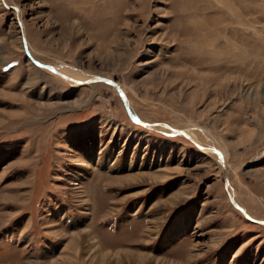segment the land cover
<instances>
[{
  "label": "rangeland",
  "instance_id": "rangeland-1",
  "mask_svg": "<svg viewBox=\"0 0 264 264\" xmlns=\"http://www.w3.org/2000/svg\"><path fill=\"white\" fill-rule=\"evenodd\" d=\"M228 194L264 222V0H0V264H264Z\"/></svg>",
  "mask_w": 264,
  "mask_h": 264
},
{
  "label": "water",
  "instance_id": "water-1",
  "mask_svg": "<svg viewBox=\"0 0 264 264\" xmlns=\"http://www.w3.org/2000/svg\"><path fill=\"white\" fill-rule=\"evenodd\" d=\"M19 25H20V24H19ZM20 27H21V26H20ZM21 34H22V42H23L24 47H25L26 44H25L24 36H23V33H21ZM27 57H28V59H29L34 65L39 66V67H42V68H44V69H47V70H49V71H51V72H53V73H56L52 68L47 67V66H45V65H42V64H40V63L34 61V60L31 58V56H29L28 54H27ZM58 75H59V74H58ZM60 77H62L63 79H68L67 77H65V76H63V75H61V74H60ZM98 82H103V83H106V84L112 85V86L117 90V92L119 93V95L121 96V98H122L123 101H124V96H123V93H122L120 87H119L116 83H114L113 81H111V80H108V79H92V80H89V81H86V82H81V84H82V85H83V84L85 85V84L98 83ZM127 111H128V110H127ZM129 114H130V113H129ZM131 119L134 121L133 118H131ZM179 133L182 134L183 136H186L184 132H179ZM214 152H216V155H217L218 158L222 161V155H221L220 151H218L217 149H215ZM225 184L227 185V179H226V177H225ZM228 198H229V200L231 201L232 205H233L235 208H237L239 211H241V212L243 213L244 217H245L247 220H249V221H253V222H255V223L264 224V222H262V221H255V220L251 219L250 217H248V215L243 211V209H242L241 207H239L238 205L235 204V202L233 201L232 197H231L229 194H228Z\"/></svg>",
  "mask_w": 264,
  "mask_h": 264
},
{
  "label": "bare ground",
  "instance_id": "bare-ground-1",
  "mask_svg": "<svg viewBox=\"0 0 264 264\" xmlns=\"http://www.w3.org/2000/svg\"><path fill=\"white\" fill-rule=\"evenodd\" d=\"M25 37V36H24ZM50 68H52V67H50ZM53 69V68H52ZM56 73L55 74H61L60 72H58L57 70H55V69H53ZM62 75V74H61ZM71 75V74H70ZM63 76H65V75H63ZM65 77H67V76H65ZM68 79L67 80H69L70 79V81H72V82H74V83H78V84H81V82H78V81H75V80H73V79H71V78H69V77H67ZM117 83V82H116ZM118 85V84H117ZM127 105V107H128V111H129V106H128V104H126ZM131 110V109H130ZM134 119V121L135 122H137V123H140L138 120H136L135 118H133ZM170 128V127H169ZM171 129V128H170ZM177 132H179V131H177L176 129H174V131H172V133L175 135ZM190 140H192V142H196V141H198L197 140V137H196V135L193 133V132H190V131H187V133L185 134ZM198 147H201V146H199L198 145ZM207 150V149H206ZM208 151V150H207ZM215 151V150H214ZM222 163H224V159H223V155H222ZM225 170V174H226V177H227V173H228V170H229V167L228 168H226V169H224ZM227 183H228V181H227ZM235 195V194H234ZM232 197H233V195H232ZM235 197V196H234ZM233 197V198H234ZM242 208V207H241ZM243 211L246 213L247 211H246V209H244L243 208Z\"/></svg>",
  "mask_w": 264,
  "mask_h": 264
}]
</instances>
